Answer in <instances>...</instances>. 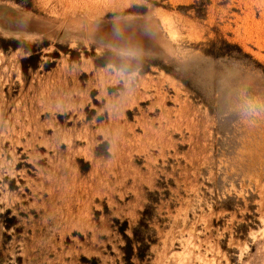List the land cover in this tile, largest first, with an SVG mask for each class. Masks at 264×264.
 <instances>
[{
    "label": "rangeland",
    "instance_id": "obj_1",
    "mask_svg": "<svg viewBox=\"0 0 264 264\" xmlns=\"http://www.w3.org/2000/svg\"><path fill=\"white\" fill-rule=\"evenodd\" d=\"M0 264H264V0H0Z\"/></svg>",
    "mask_w": 264,
    "mask_h": 264
}]
</instances>
